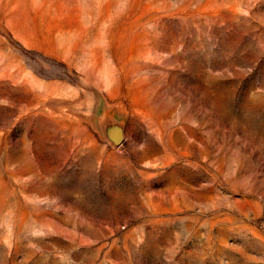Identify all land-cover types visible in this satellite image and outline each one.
<instances>
[{
    "label": "rangeland",
    "instance_id": "374dc122",
    "mask_svg": "<svg viewBox=\"0 0 264 264\" xmlns=\"http://www.w3.org/2000/svg\"><path fill=\"white\" fill-rule=\"evenodd\" d=\"M0 264H264V0H0Z\"/></svg>",
    "mask_w": 264,
    "mask_h": 264
},
{
    "label": "bare ground",
    "instance_id": "6f19581e",
    "mask_svg": "<svg viewBox=\"0 0 264 264\" xmlns=\"http://www.w3.org/2000/svg\"><path fill=\"white\" fill-rule=\"evenodd\" d=\"M39 221V220H38ZM46 221V220H45ZM40 223V222H39ZM41 224V223H40Z\"/></svg>",
    "mask_w": 264,
    "mask_h": 264
}]
</instances>
